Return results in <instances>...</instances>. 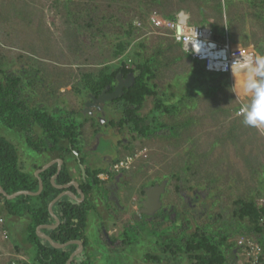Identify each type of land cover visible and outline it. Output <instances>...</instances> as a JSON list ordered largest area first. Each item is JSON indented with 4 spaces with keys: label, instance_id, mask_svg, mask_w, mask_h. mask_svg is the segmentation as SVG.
<instances>
[{
    "label": "rangeland",
    "instance_id": "374dc122",
    "mask_svg": "<svg viewBox=\"0 0 264 264\" xmlns=\"http://www.w3.org/2000/svg\"><path fill=\"white\" fill-rule=\"evenodd\" d=\"M248 1L0 0V75L19 68L34 73L36 79L24 84L21 94L29 106H41L48 112L55 107L80 112L83 75L118 64L113 55L118 39L128 43L122 56L140 52L137 59L151 56L158 61L151 80L157 84L155 91L165 103L176 102L174 112H160L154 108L158 96L147 95L138 114L164 125L147 136L138 135L117 159L137 153L121 171L139 198L151 176L165 178V201L174 204L169 217L153 228L139 226L128 231V248L132 249L121 254L114 251L101 264H136L147 253V246L161 264L163 256L155 253L154 245L167 247L174 234L187 237L201 224L202 228L207 225L210 234L225 232L227 241H236L239 232L231 234L237 227L232 216L234 201L243 198L264 204V130L244 125L236 115L247 98L231 91L230 72L224 73L228 80L202 73L198 61L189 59L169 35L149 21L153 15L161 17L159 12L174 16L185 9L191 13L190 22L208 24L213 33L219 28L222 32H216L217 36L223 34L231 45L246 47L253 55L264 54V18L254 17ZM0 134L14 143L22 168L34 172L30 164L38 161V153L26 145L24 136L2 126ZM34 196L30 195V203ZM189 199L192 206L186 204ZM95 218L94 213L88 216L89 238L97 232ZM27 220L24 215L12 219L0 209V264L20 259L15 257L19 247H8V243L26 245ZM181 224L185 225L180 232ZM230 248L225 247L226 255ZM235 249L239 257L240 248ZM164 254L168 258V252ZM169 257L175 264V257Z\"/></svg>",
    "mask_w": 264,
    "mask_h": 264
},
{
    "label": "trees",
    "instance_id": "16d2710c",
    "mask_svg": "<svg viewBox=\"0 0 264 264\" xmlns=\"http://www.w3.org/2000/svg\"><path fill=\"white\" fill-rule=\"evenodd\" d=\"M250 8L255 18H264V0H249ZM164 17H170L171 15H165L159 12ZM264 22V20H263ZM214 35L217 39L223 38V34L217 36L218 29H214ZM222 32L219 31L218 33ZM167 34V33H166ZM169 35V34H167ZM170 36V35H169ZM171 40L180 46L182 52L194 63L198 61L202 73L214 74L216 77H225L229 79L227 74L208 71L204 68L201 61L192 58L188 52L184 51L180 43L176 41L172 36ZM127 41L119 40L115 45L114 56L118 57V64L115 66L104 65L99 69L96 74H84L83 84L81 92L92 94L98 93L102 88L109 86L111 89L117 79L118 74L122 77H126L128 73H132L133 80L127 87H123L120 100L123 105V117L121 122L126 120L129 124L137 130V132L143 136H147L155 129L161 128L164 124L158 123L156 119L152 118L150 121L144 116L138 114V109L147 95H157L155 89L157 84L151 80L155 78L154 74V57H139L140 52L133 54L129 51L127 55H123ZM140 44V43H139ZM130 55V56H129ZM121 56V57H120ZM1 73V72H0ZM200 75V74H199ZM196 78V77H195ZM199 78V76H198ZM130 79V77H128ZM24 81L20 73L8 71L3 72L0 75V125L7 129H16L22 132L26 137V142L29 147L39 152L43 150L41 145L45 142L47 137H51L53 142L62 141L66 138L68 142H77V127L74 131H64L61 127V122L58 123L57 131L48 133L50 128H55V123L52 117L46 113H79L78 111H66L62 108L55 107L53 111L48 112L41 106H29L25 99L21 97L22 87ZM28 83V82H27ZM179 84V83H178ZM206 89V87L204 88ZM209 89V87H207ZM158 96V95H157ZM182 99V97H181ZM154 108L160 112H174L176 109V102H169L168 104L157 97L154 102ZM39 125L43 129V137L34 141L35 135H32L30 129L34 125ZM49 128V129H46ZM170 129V128H169ZM172 130V129H171ZM64 132V133H63ZM174 133V131H171ZM56 146V145H54ZM35 165L34 168H37ZM54 171V167L51 166L42 170L39 176L42 180L43 188L41 192L34 196L33 203H30V195H18L13 199H6L0 194V198L4 203L5 210L16 216H21L23 212H26L29 216V221L26 227V239L27 242L32 244L33 258L32 261H25L22 259H15L18 264H64L69 252L75 245H68L64 248H54L49 245L48 242L42 241L35 234V227L40 223H47L50 220V215L47 211V203L53 198L56 188L50 183L49 179ZM100 170L93 174L92 181L96 183V174ZM88 170L86 169V173ZM67 172L59 175V182H65ZM37 178L33 176L32 172L25 171L20 165L19 155L15 145L0 135V186L7 193H13L18 190H35L37 188ZM85 185L88 186L85 187ZM83 192H87L90 188L89 184L80 186ZM54 208V206H53ZM56 213L60 219V223L54 230L50 231V237L56 242H64L70 239L81 240L83 245H86L87 240L84 235L86 225V212L88 206L85 203H74L66 201L65 198L58 200L55 203ZM232 216L236 221L237 227H234L231 234L239 232L237 238L240 235L250 236L264 246V204L256 203L253 200L238 198L234 201V208ZM204 226V225H203ZM201 225L195 226L194 231L189 236H182L179 238L181 242L178 243L176 238L180 235L174 234L171 237V242H168L164 247L165 252L169 250V254L177 256L178 253H184L189 264H223L226 261L225 247H231L229 249L230 255H236L238 247L237 238L236 241H227L229 238L228 233L225 232H213L210 234L206 230V227ZM184 229V225H181L180 232ZM47 231V230H46ZM215 233V234H214ZM183 240V241H182ZM235 249V251L233 250ZM149 255H146L147 257ZM152 257V256H150ZM172 258V257H171ZM10 264V263H9ZM71 264H90L88 259L76 260L73 259Z\"/></svg>",
    "mask_w": 264,
    "mask_h": 264
},
{
    "label": "flooded vegetation",
    "instance_id": "af4514ba",
    "mask_svg": "<svg viewBox=\"0 0 264 264\" xmlns=\"http://www.w3.org/2000/svg\"><path fill=\"white\" fill-rule=\"evenodd\" d=\"M10 71L12 70H9V72ZM16 72L20 73L25 85L27 82L30 84L33 79H36V76L33 75L34 73L31 74L30 71L25 69L19 68V70L16 69ZM129 74L130 73H128V75ZM128 75L126 77L121 76L120 78L122 89L130 84ZM117 84L118 76L111 89H109V86H106L95 95L90 92L84 93L83 107L79 113H46L52 117L53 122L57 125L56 129L50 128L48 133H52L54 130L57 131L58 123L61 122L63 124L61 127L64 131L67 130L72 132L75 127H77V142H68L64 137L61 139L62 141L53 142V139L49 136L46 138L43 145H41L43 150L39 152L36 151L40 155L46 156V159L39 163L37 168L50 162L51 164L47 168L51 166L54 167V171L50 178L57 173L53 178L54 184H67L66 187L62 188L55 187L56 192L53 197L58 193H64L55 201V203L63 198H65L66 201L68 200L77 204L85 203V206H88L86 215L88 211L89 214L94 213V215H96V218L93 221L96 231L97 229L99 231L98 234H100V238L106 244L109 243V245L114 246L115 248H118V244L120 243L125 245L130 243L128 242L126 235L128 231L138 230L139 226H142V229L145 226H148L149 229V225H152L153 228L155 224L164 221L165 218L167 219L174 205L172 202L165 201V178L159 179L155 175L151 176L147 183L142 186V189L140 190L141 197L139 198L138 192L130 188L129 179L122 173V169L111 170L112 165L118 159V156L123 149L127 148L128 145L133 143L136 137H139L138 135H140L137 130L132 128L128 121L123 120L121 122V118L124 115L122 112V101L120 100L122 90L117 97H109ZM24 86L22 87V91ZM13 131L19 132L16 129H13ZM42 131L43 129L37 124L31 127L30 132L32 135H35V137H33L34 141L43 137ZM19 133L24 136V142H26L25 135H23L22 132ZM132 133L136 135L134 136ZM140 137L144 136L141 134ZM5 138L8 139L7 137ZM26 145H28L27 142ZM59 159L61 160L60 164L58 162ZM86 169L88 170L87 173ZM98 170H100L96 174L98 179L96 183H94L92 181L93 174ZM65 172H67L68 179L65 182H59V175ZM85 183L90 186L87 192H83L80 188V186H84ZM161 183H163L164 188L159 195V205L157 209L153 210V207L151 206L143 207V202L147 197L145 191L148 188L150 190V187L152 186L157 188ZM85 187L88 188L87 185H85ZM78 190L82 192V197H80ZM152 192H155V190ZM193 196L195 199L197 198V195ZM72 198H77L79 201ZM183 198L186 200V197ZM55 203L53 204L54 208ZM186 204L192 206L190 199ZM53 206L52 210L58 217L56 209H54ZM26 218L28 219V217ZM107 220H111L116 226L112 236L110 235L111 237L114 235V238L109 239V233L108 236H106ZM28 221L29 220H27V223ZM54 223L53 218L50 216V220L47 223H40L38 225ZM57 226L52 229L42 228L41 230H54ZM41 240L46 241L44 239ZM75 247L76 245L72 250Z\"/></svg>",
    "mask_w": 264,
    "mask_h": 264
},
{
    "label": "built area",
    "instance_id": "2783aa9c",
    "mask_svg": "<svg viewBox=\"0 0 264 264\" xmlns=\"http://www.w3.org/2000/svg\"><path fill=\"white\" fill-rule=\"evenodd\" d=\"M153 16L155 17V15ZM154 17L153 19L151 17L149 20L152 22L153 28H156L157 30L162 29L161 31L172 36L180 43L184 51H186V45L189 43V55L192 58L201 61L204 68L208 71L220 73L230 72L228 66L231 64L234 55H238V48L249 52L246 47L231 45L224 35L222 36L223 38L217 39L208 24L205 25L190 22V26H185V28L179 29L173 27L175 15L170 17ZM194 29L196 32L193 31ZM196 35L197 37L195 39ZM192 47L199 51L193 52ZM135 156H137V153L116 160L112 165L111 170L127 168ZM237 244L240 248L239 257L242 259L239 264H264V246L261 242L250 236L240 235L237 238ZM10 264L18 263L13 259Z\"/></svg>",
    "mask_w": 264,
    "mask_h": 264
},
{
    "label": "clouds",
    "instance_id": "9594fccd",
    "mask_svg": "<svg viewBox=\"0 0 264 264\" xmlns=\"http://www.w3.org/2000/svg\"><path fill=\"white\" fill-rule=\"evenodd\" d=\"M190 21L191 13L180 9L175 14L173 27L183 29L185 26H190ZM196 37L197 35L195 39ZM188 44L186 45L187 52L189 51ZM192 51L198 52L199 50L192 47ZM228 70L234 80L231 91L236 97L247 98L239 107L236 115L242 118L244 125L264 129V54L253 55L238 48V55H234Z\"/></svg>",
    "mask_w": 264,
    "mask_h": 264
},
{
    "label": "crops",
    "instance_id": "0c3cea01",
    "mask_svg": "<svg viewBox=\"0 0 264 264\" xmlns=\"http://www.w3.org/2000/svg\"><path fill=\"white\" fill-rule=\"evenodd\" d=\"M44 159H46V156L40 155L38 153V161H34V163H31L30 164L31 167H32V169L34 168L35 165H39V163H41ZM35 169H37V168H34L33 170H35ZM0 209H3L4 212L8 213L5 210V208H4L3 201H1V200H0ZM8 215H11L12 216V219H14L16 217V215H14V214L8 213ZM22 215H24L26 217H29L26 212H23ZM88 216H89V213H87V215H86V221H85L86 222V225H85V230H84V235H85V238L87 240V243H86V245H83L82 253L80 255H77L73 259H76L78 261L81 260V259H88V261L90 262V264H101L102 262H100V261H104L105 259L111 258L110 255L114 251L121 254V253H124V250L125 249H132V248H128L129 245H127V244L125 245V244H122V243L118 244L119 245L118 248H115L114 246L109 245V243L106 244L100 238V234H98V232H99L98 229H97V232L94 234L93 238H89L87 236V228H89V226H88ZM2 219H1V222H2ZM106 224H107V226H106V228H107L106 233L107 234L109 233V236L107 234H106V236H108L109 239L110 238H114V235H113V237H111V236H112V233L116 229L115 224H113V222L111 220H107ZM1 226H2L1 227L2 232L4 231L7 234L6 228L3 226V224ZM42 231L44 233L47 232L46 233L47 235H49V233H50V231H48V230L47 231L42 230ZM179 242H181V241H179ZM27 243L23 247L22 246H18L16 243H8V247H9V245L19 247L20 251L19 252H16V254H18V253L19 254L16 255L15 257L18 256V258L29 262V261H32L33 251L31 250V248H32L31 245L32 244L31 245L30 244L27 245ZM112 245H114V244H112ZM154 246L157 247V251H155V253L157 252L159 255H162L163 256V257H161L162 258L161 264H173L174 263L170 259H168V258H170L169 257L170 256L169 250L167 251L168 252V258H167L165 256V254H164V253H167V252H165L164 247H162L163 245H161V244L158 245L157 244V245H154ZM25 248H28V249H25ZM25 251H26V253H25ZM145 252H147L145 254V256L146 255H149V256H147V257H145V256L144 257H141L138 261H135L136 264H140L139 261L142 262L143 264H159V261L157 259H155L153 257H150L152 255V253L149 251V246H147V250ZM131 253H132V251H131ZM173 257L174 256H172V258ZM184 257L187 259V262L189 264V260H188L187 256L184 253H182V254L181 253H178L177 256H175V260H176V263L175 264H183V259L181 260V258H184ZM236 261L238 262V256L237 255H232L231 256L230 253H229L227 255V257H226V261L223 264H239V262L236 263Z\"/></svg>",
    "mask_w": 264,
    "mask_h": 264
},
{
    "label": "water",
    "instance_id": "95a60500",
    "mask_svg": "<svg viewBox=\"0 0 264 264\" xmlns=\"http://www.w3.org/2000/svg\"><path fill=\"white\" fill-rule=\"evenodd\" d=\"M130 77V81L133 80L132 78V74L130 73L128 75ZM120 78H121V75H118V84L115 86L114 90L110 93L109 97L112 98V97H117L118 94L121 92L122 90V85L120 83ZM125 85H128V84H125ZM59 164L61 162V160L59 159L58 160ZM51 163L48 162L44 165H42L41 167L37 168L34 170L33 172V176L37 178V181H38V184H37V189L35 191H30V190H18V191H15L13 193H7L4 191V189L0 186V194L2 196H4L6 199H13L14 197L18 196V195H38L41 190H42V180L39 176V173L44 170L45 168H47ZM59 167V165H58ZM59 169V168H57ZM57 173H55L51 178H50V181L51 183L54 185V187L56 188H62V187H66V185H58V184H54V181H53V178L54 176L56 175ZM163 183H161V185L159 187H155V186H152L150 187V190L149 188L145 191L147 197H146V200L143 202V207H147V206H151L153 207L152 209H157L158 205H159V195L161 193V190H163ZM153 190H155V192H152ZM78 193L80 195V197H82V192L80 190H78ZM64 193L61 192V193H58L55 197H53L49 202H48V205H47V209H48V212L50 214V216L53 218L54 220V224H43V225H38L36 228H35V233L37 235V237L41 238V239H44L46 240L50 246L54 247V248H63V247H66L68 245H76V247L69 253L66 261L64 264H71L72 260L74 257H76L77 255H80L82 253V250H83V243L81 242V240H77V239H70V240H67L65 242H62V243H58L56 241H54L49 235H47L46 233H44L41 229L42 228H55L58 223H59V219L58 217L54 214L53 210H52V206L53 204L55 203V201L61 197ZM72 199H75L76 201H79L77 198H72ZM107 234V233H106ZM108 235V234H107Z\"/></svg>",
    "mask_w": 264,
    "mask_h": 264
}]
</instances>
